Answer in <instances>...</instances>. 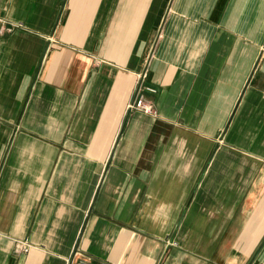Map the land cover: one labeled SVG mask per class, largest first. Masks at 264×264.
Wrapping results in <instances>:
<instances>
[{"label": "crops", "instance_id": "obj_1", "mask_svg": "<svg viewBox=\"0 0 264 264\" xmlns=\"http://www.w3.org/2000/svg\"><path fill=\"white\" fill-rule=\"evenodd\" d=\"M69 259L264 264V0H0V264Z\"/></svg>", "mask_w": 264, "mask_h": 264}, {"label": "built area", "instance_id": "obj_2", "mask_svg": "<svg viewBox=\"0 0 264 264\" xmlns=\"http://www.w3.org/2000/svg\"><path fill=\"white\" fill-rule=\"evenodd\" d=\"M144 91L149 92V93H154L155 91L149 87H145ZM129 109H134L136 111H140L143 114L149 115V116H156V110L153 107V104L150 100H147L145 95L142 94V92L139 91L138 96L134 100V102L129 105ZM16 248L17 250L21 253H28L30 246L27 244L26 241L24 242H17L16 243ZM68 264H71L68 263ZM76 264H85V263H76Z\"/></svg>", "mask_w": 264, "mask_h": 264}, {"label": "rangeland", "instance_id": "obj_3", "mask_svg": "<svg viewBox=\"0 0 264 264\" xmlns=\"http://www.w3.org/2000/svg\"><path fill=\"white\" fill-rule=\"evenodd\" d=\"M154 47L155 45L152 46V43L150 44L149 48H148V51H147V54L145 55V58H144V68L143 70L137 75V88H139V91L142 92V94L144 95V89H145V84L147 82V77H148V73H149V66H150V62H151V59L153 57V54H154ZM146 97V96H145ZM147 100H150L149 98H146ZM151 101V100H150ZM152 104H153V101H151ZM153 107H154V104H153ZM155 108V107H154ZM15 251L17 253H20L17 248H16V244H15ZM23 253V252H21ZM71 264H76V263H72V259H69L67 261L66 264L70 263Z\"/></svg>", "mask_w": 264, "mask_h": 264}]
</instances>
